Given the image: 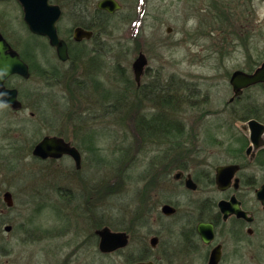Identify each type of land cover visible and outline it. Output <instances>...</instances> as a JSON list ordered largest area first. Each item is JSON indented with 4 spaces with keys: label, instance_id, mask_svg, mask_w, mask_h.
Wrapping results in <instances>:
<instances>
[{
    "label": "rangeland",
    "instance_id": "obj_1",
    "mask_svg": "<svg viewBox=\"0 0 264 264\" xmlns=\"http://www.w3.org/2000/svg\"><path fill=\"white\" fill-rule=\"evenodd\" d=\"M129 2L131 13L126 17L103 19L108 41L106 48H96L95 56L105 59L106 64H99L100 70L98 67L89 70L83 63L78 79L75 78L80 81L78 90L73 80L77 74L71 71L61 84L48 83L46 121L41 122L39 109L36 113L28 109L12 114L13 123L8 124L7 113L0 111V264H121L128 254H139L141 245L150 247L148 241L152 235L145 237L144 243L135 238L123 257L106 258L97 251L90 256L79 251L74 256L72 252L83 238L86 219L96 218L116 226L128 223L137 211L141 188L149 189L143 197L151 195L149 202L145 199L148 205H143V214L154 216L149 209L157 201L160 179L146 171L147 164L142 159L149 156L141 155L144 146L137 131L143 112L137 110L136 91L127 92L126 88L133 91L135 88L126 80L133 84L131 65L138 56L142 35L150 45V65L159 67L160 71L164 69L165 74L174 73L178 91L190 92L192 97L199 98L198 102L203 98L201 101L206 103L201 113L178 109L172 113L173 121L183 127L180 138L185 140L180 147L176 142L161 145L159 141L148 146L154 148V153L159 149V155L167 153L170 146L175 155L174 166L186 163L198 183V190L187 194L183 187L171 184L170 179L166 186L171 188L160 192L178 204L180 214L173 231L169 227L174 221L161 222L163 229L159 237L163 245H159L154 255L162 258L165 254L161 264H186L190 249L182 232L184 211L195 209L193 202L201 206L206 199L220 198L209 182L210 175L218 165L239 163L244 167L240 176L244 185L241 194L255 213L256 234L242 244L243 255L222 264H264V212L253 192V188L264 182V166L245 155L249 141L243 126L248 121L239 120L241 112L249 106L258 107L264 115V89L254 86L232 106L228 103L232 97L231 74L236 70L248 72L264 61V0H142L140 14L137 13L140 0ZM0 20L1 29H13L25 36L27 28L16 2L0 0ZM88 20L66 12L58 27L74 29L80 23L88 24ZM47 54L49 62H54L53 51L48 49ZM89 73L93 78L100 75L106 83L111 80L109 89L124 91L122 94L130 103L126 111H120L119 118L111 112L105 114L99 107L102 98L91 96L82 87ZM30 111L35 113V118L27 121ZM144 113L146 119L152 116L145 110ZM55 134L80 146L79 173L68 157L42 161L31 155L36 142L45 135ZM91 134L93 138L86 137ZM88 140L97 151L86 147ZM147 163L151 169L152 164ZM144 174H147L145 179ZM249 181L252 187L248 189ZM5 191L12 195V208L3 201ZM150 223L153 229L160 226L158 221ZM7 226L11 227L9 232L5 231ZM249 243L252 244L247 246ZM169 245L174 255L167 256ZM228 246L231 250V241ZM250 249L255 251L254 258H248L245 253Z\"/></svg>",
    "mask_w": 264,
    "mask_h": 264
},
{
    "label": "flooded vegetation",
    "instance_id": "obj_2",
    "mask_svg": "<svg viewBox=\"0 0 264 264\" xmlns=\"http://www.w3.org/2000/svg\"><path fill=\"white\" fill-rule=\"evenodd\" d=\"M12 1L16 2L15 0ZM100 1L102 0H49V3L51 5L57 6L61 11V16L59 18V21L57 22L56 30L59 39L64 42L66 47V59L64 60L59 58L57 49L50 44L47 36L32 33L26 25L25 26L27 29H24L25 36L23 37L21 35H18L13 29L0 28V42L4 43V46L6 47L5 50L0 53V57L1 54L8 57L9 59H14L15 57H17L25 65L28 72L27 77H24L18 73L8 74L0 85V91L16 90L17 100L21 105L19 109H13L6 103H0V111L7 113L6 116L8 118V124L13 123L11 121V117H14L12 116V114L15 115L28 109H33L35 113L37 111L36 109H39L42 113L41 117H43L41 122H43V120L46 121V117L44 118V116L46 115L45 112L47 110V106H49V101L47 100V88L49 82L55 83L56 85L61 84V81H63L64 77L66 76L68 78L67 75H70L71 71L72 73L77 74L73 78V80L76 81V89L78 90V88L81 87L80 81L75 80V78L78 79L77 77L80 73L81 65L83 63H86L88 65L89 70H95L99 64H106L105 59L103 61V58L95 56L97 55L96 48H106V44L108 41V29L106 25H104L106 21L104 22L103 19L107 20V18L115 16L126 17L131 13V3L129 2V0H113L118 4L119 8L109 11L106 9L98 8V3ZM141 1L142 0H140V4L137 7L138 14H140V12H143V4ZM16 3L20 7L23 21L22 8L18 4V2ZM66 12L70 14V16L78 18L88 17L90 18V20H88V24L80 23L76 25L74 29H59L58 24L62 20ZM77 28H81L82 30L91 32V37L89 39L80 38L79 40H76L75 31ZM167 31L170 32L171 30L168 29ZM138 46V55L142 54L145 57L146 61L143 72L138 82H135L132 74V80H134L133 84L135 86L136 95L138 97L137 110H139L138 112H143L139 122L137 123L141 145L144 146L142 148L141 155L149 156L148 159H142L147 164L146 171L148 175L151 177H158V179H160L156 194L157 201L155 205H152L149 209L150 213L154 212V216L143 214V205H148L147 201L149 202L151 195L147 194L145 197H143L144 191H149V189L147 187L141 188L139 191V202L137 203L138 205L136 207L137 211L132 214L133 216L131 217V219H129L130 221L128 223L122 226L120 224L116 226L111 223L109 224L108 222H102L100 219L97 220L96 218L94 219L91 217L85 220L83 225H85L86 228L82 230L84 232V235H82L83 238L79 240V243L74 246V249L72 251L74 253V256H76V254L78 253L80 254L79 251H82V254L85 256L94 255L97 251L99 255L106 258H109L113 255H120L123 257V252L131 245V242H133L135 238L138 239V241L144 243L145 237L152 235L148 241L150 247H143L141 245L139 247V254H128V257H123L121 264H161L162 260L165 258V254H162V258H159L156 257L153 253L154 251H156L159 245L162 244L160 239V231L163 229L161 222L163 220H167L170 223L174 221L172 224H170L169 227V230L173 231V228L176 224V218L180 214V209L178 207V204L173 202L171 198L163 196V194L160 192H165L166 190L171 188L169 187L170 185L166 186L167 184L171 183L170 179L172 180L171 184H178L179 187H183L184 190L188 192L187 194L195 193L198 190L197 176L195 175V173L188 170L190 169L188 168V165H186L185 163L176 167L174 166L175 155L172 153V149L170 148V146H168V152L164 153V155H159V149L156 152L157 154L154 153V148H149L148 146L157 145L158 143H160L161 145H167V143L169 142H176V144L184 142L185 139H176L174 137V135L176 134V129H180V131L182 130L181 132L179 131V134L181 135V133L183 132V127H181L180 123H176L175 121H173L172 113L176 109L180 110V112L193 111L196 113H201L204 108H206V103L204 101H201L203 98L200 100V102H198L199 98L192 97L190 92L179 91V93L177 94V89L174 84L176 80L175 74H165V72H163L164 69H162L163 71H160L159 67L154 68L150 65V62L152 61V56L150 55V52H148L150 45L147 43V40L143 35L141 36V40H139L138 42ZM48 49H51L54 53L53 55L55 56L54 62L52 63L49 62L50 60L47 54ZM262 63H264V61ZM262 63H260L256 68H252L248 72L242 70L236 71L253 73L262 65ZM162 67L164 66L162 65ZM101 69L103 70L104 68L101 66ZM98 70H100L99 67ZM103 76V78H105L107 75L105 74ZM107 81L108 83H106V80L102 79L100 75H98L96 78H93L89 73L86 76V80H84L82 86L85 91L91 96L102 98L101 100L103 103L102 105L100 104L99 107L102 109V111L105 112V114L110 113L112 110L109 102L110 98L108 96L111 92V89H109L111 88V80ZM164 81L167 82V84L163 83ZM161 82L163 84H161ZM129 84L133 86L131 80ZM257 85L262 86V84ZM252 87L254 86L243 89L242 93L239 96H234L232 92V97L234 98L231 97L229 99L228 103L230 104V106H232L235 101H238V99H241L243 97V94ZM177 102L178 105H176ZM166 103H168V105H166ZM144 110L146 111V114L148 112L152 115L151 117H149V119H146ZM34 112H29V118L27 119V121L35 118ZM159 118L161 119L160 121H158ZM244 127L246 126H243V130L247 131L244 129ZM155 133L158 136L153 137L155 136ZM46 136L62 138L70 146H73L78 150L81 157L80 167L79 169H77L74 164V168L75 172L79 173L82 166V153L80 151V146L71 143L60 134L45 135L42 138ZM81 141L83 143V139H81ZM89 141L90 140H88V142L86 143L87 145L92 144ZM248 141L249 144L245 149V155L249 156L251 161L256 160L260 165L264 166V145L259 147L258 149L252 148L249 152H247L248 147H250L251 145L249 134ZM38 142H36L32 146L31 155L33 147ZM87 148L90 151L93 150V148ZM186 149L187 148H185V150ZM47 160L55 159H45L42 161ZM147 161H150V163L152 164L151 169L149 168L150 165H148ZM227 165H238L239 170L230 180L229 185H227L223 189H219L216 184V168ZM243 168L244 167L239 163H228L216 166L212 172V175H210L211 177L209 182L211 183L212 187H214V190L217 192V194H219L221 197L216 201L215 199L212 200V198L206 199L201 206L196 205L194 202L193 204H191V201V203L189 202V205H195V209H191L190 207V209L184 211V214L182 215V218L185 219L182 223V232L184 233L183 235L186 243H189L187 247L190 249V254L186 257V264H209L212 253L214 252H218L219 255L217 264H222L224 260L233 262L235 257L239 258V254H244L241 253L243 250H240L243 249L242 244H244L245 241H251V239L255 237V213L253 210L248 208L243 199V195L241 194V190L242 188H244L243 180L240 177ZM173 172L174 174L171 176ZM143 176L145 179L147 174H144ZM188 177L195 184V189H189L186 187V181ZM236 178L238 179L237 187L234 186ZM263 183H261L257 188H253L254 196L256 190ZM246 185L248 189L252 187V183L250 181L247 182ZM154 189L155 188H153L152 190ZM232 198H234V200L238 202L239 208L246 214L247 218L251 219L250 221L243 217H237L236 214L232 211V207L234 205V203L231 202ZM220 202H226L227 204H230V206L225 207L224 210H222L219 207ZM257 202L264 212V208L261 206L260 202ZM86 204L88 203L86 202ZM163 206L172 207L174 209V212L171 215H165L162 212ZM12 207L13 198L12 206L10 208ZM152 220L156 222L158 221L160 223L158 229H153L152 223H150V221L152 222ZM97 224H101V226L98 227ZM199 224H209L212 226L213 238L207 243L203 241L202 236L197 230ZM225 227H228V230H222V228L225 229ZM102 228H108L111 232L115 233H125L127 236V245L110 253L100 252V238L96 234V232ZM58 230H61L62 232V229ZM221 230L223 231L222 234H220ZM61 232L58 231L59 234H61ZM152 238L156 239V244L154 247L150 244V240ZM229 241L232 242L231 250L228 246ZM251 244L252 243H249L247 244V246ZM169 249L170 245L167 249V256H170L171 254L174 255V252L170 251ZM145 251L147 254H145ZM245 253L248 258L255 257V251L253 249L247 250L245 251ZM75 264L82 263L75 262Z\"/></svg>",
    "mask_w": 264,
    "mask_h": 264
},
{
    "label": "water",
    "instance_id": "obj_3",
    "mask_svg": "<svg viewBox=\"0 0 264 264\" xmlns=\"http://www.w3.org/2000/svg\"><path fill=\"white\" fill-rule=\"evenodd\" d=\"M22 8L23 21L27 28L34 34L47 36L50 44L54 46L58 51V56L62 60L66 59V47L62 40L59 39L57 35L56 24L61 16V11L57 6L51 5L49 0H15ZM99 9L114 10L118 9L119 6L113 0H102L98 3ZM92 33L89 31L77 28L75 31V39L91 37ZM4 43L0 42V53L5 50ZM145 57L140 54L138 55L131 65L132 73L135 82H138L140 76L143 72L145 66ZM18 73L24 77L28 76L27 69L25 65L17 58H8L1 54L0 57V85L8 74ZM229 84L232 88L234 96H239L242 90L250 86L257 84H262L264 89V63L257 68L253 73H244L242 71H234L229 79ZM234 98V97H232ZM0 103H6L13 109H19L20 103L17 100L16 90L11 91H0ZM245 130L249 132L250 147H248L247 152L252 148L258 149L264 145V125L256 119H250L247 122ZM32 156L39 158L41 160L45 159H55L58 160L63 156L70 157L77 169L80 167V154L78 150L70 146L62 138L46 136L42 138L32 150ZM239 170L238 165H227L216 168V184L219 189L225 188L229 185L230 180L233 178L235 173ZM235 187L238 186V179H235ZM186 187L189 189H195V184L188 177L186 181ZM255 196L257 201L260 202L261 206L264 208V183L256 190ZM3 201L6 206H12L11 194L6 192L3 194ZM234 203L232 211L237 217H243L247 220H251L246 217V214L239 208L238 202L231 199ZM230 204L226 202H220L219 207L224 210L225 207H229ZM162 212L165 215H171L174 209L170 206H163ZM11 227H5V231L9 232ZM199 234L205 243L209 242L213 238L212 226L209 224H199L197 227ZM99 236V250L102 253H110L116 249L123 248L127 245V236L125 233L121 232H111L108 228H102L96 232ZM151 246H155L156 239L152 238L150 240ZM218 252L212 253L211 260L209 264H217L218 262ZM151 264V263H149Z\"/></svg>",
    "mask_w": 264,
    "mask_h": 264
},
{
    "label": "trees",
    "instance_id": "obj_4",
    "mask_svg": "<svg viewBox=\"0 0 264 264\" xmlns=\"http://www.w3.org/2000/svg\"><path fill=\"white\" fill-rule=\"evenodd\" d=\"M126 81L130 82L129 79H127ZM126 88H127V92L131 91L132 93H135V88L134 87H133L134 91L131 88H129V89H128V87H126ZM122 92L124 93V91L111 90L110 95H108L109 98H110V105L112 107L111 115L114 116V117H117V118H119L121 116V112L120 111H126L127 107L129 106V103H130L129 99L126 98L125 95L122 94ZM176 93L178 94L179 91L177 90ZM136 99H138V98L136 97ZM177 99H178V97H177ZM97 101H99V100H97ZM166 105H168V103H166ZM176 105H178V102L176 103ZM250 119H256V120L264 123V115H263V113L261 112V110L258 107L249 106V107L245 108L241 112V115H239V120L240 121H248ZM134 128H135V131H136L137 130V126L134 127ZM179 131H180V129L179 130L176 129V134L174 135V137L176 139L180 138ZM155 135H156V133H155ZM86 137L87 138H93V135L92 134L89 135V136L87 135ZM177 144H178V147H180V145H179L180 143H177ZM94 145L95 144L92 143L91 145H87V147L95 149ZM97 226L99 227V226H101V224H97Z\"/></svg>",
    "mask_w": 264,
    "mask_h": 264
}]
</instances>
